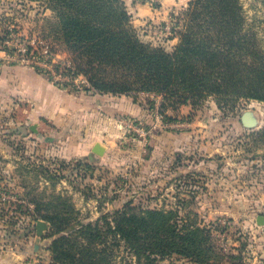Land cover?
I'll list each match as a JSON object with an SVG mask.
<instances>
[{
	"label": "rangeland",
	"instance_id": "1",
	"mask_svg": "<svg viewBox=\"0 0 264 264\" xmlns=\"http://www.w3.org/2000/svg\"><path fill=\"white\" fill-rule=\"evenodd\" d=\"M189 1L125 3L140 37L172 51L179 42L173 29L184 27L174 15ZM237 1L242 33L256 34L252 52H259L240 57L263 64L264 0ZM55 20L45 0H0V264H51L52 242L68 232L54 225L95 222L127 204L136 212L165 211L182 235L179 243L170 235L175 248L168 255L152 263L142 257L141 264H264V101L220 106L208 96L194 107L166 102L161 109V94L140 91L128 95L139 113L126 114L113 101L118 95L60 83L56 59L65 53L38 44L57 45ZM39 79L75 99L69 128L38 112ZM247 110L258 119L254 127L242 124ZM81 143L89 145L85 154L66 156V147ZM115 241L111 264H139Z\"/></svg>",
	"mask_w": 264,
	"mask_h": 264
},
{
	"label": "trees",
	"instance_id": "2",
	"mask_svg": "<svg viewBox=\"0 0 264 264\" xmlns=\"http://www.w3.org/2000/svg\"><path fill=\"white\" fill-rule=\"evenodd\" d=\"M45 1L56 11L51 33L57 45L38 44L46 53L57 56L58 48L65 53L56 59V69L63 76L60 83L73 90L157 93L164 99L161 109L166 102L194 107L208 96L220 106L235 105L245 97L264 101V63L249 65L240 57L242 51L254 58L259 52H252L256 34L242 33L244 17L237 0H190L187 9L174 15L175 24L184 27L173 29L179 42L172 51L140 37L125 0ZM137 210L127 204L80 226L67 220L56 226L53 221L68 232L52 242L51 264H111L107 254L113 248L112 236L139 264L142 257L150 263L165 257L175 248L170 235L176 243L182 239L177 226L163 210Z\"/></svg>",
	"mask_w": 264,
	"mask_h": 264
},
{
	"label": "crops",
	"instance_id": "3",
	"mask_svg": "<svg viewBox=\"0 0 264 264\" xmlns=\"http://www.w3.org/2000/svg\"><path fill=\"white\" fill-rule=\"evenodd\" d=\"M33 91L37 94L36 99H34L37 100V105L40 109L38 112L44 115V117L49 118L54 124H56L57 127L61 124L62 129L65 128L67 124V127L69 128L70 124L74 123V111L76 110L75 99H70L71 95L69 93L64 95L59 89H56L53 85H51V83L45 81L44 79H39V84L34 85ZM105 95L106 94L99 96ZM103 99L105 100L104 97ZM113 101L116 102L119 106L118 108L123 110L126 114L137 115L139 113V107L134 104L132 97L128 95L122 94L121 96H114ZM70 114H73V122L70 121ZM88 150L89 145H85L83 143H81L78 147L75 145H69L65 148V154L69 157H81Z\"/></svg>",
	"mask_w": 264,
	"mask_h": 264
},
{
	"label": "water",
	"instance_id": "4",
	"mask_svg": "<svg viewBox=\"0 0 264 264\" xmlns=\"http://www.w3.org/2000/svg\"><path fill=\"white\" fill-rule=\"evenodd\" d=\"M241 121H242V124L245 126V127H254L258 124V119L256 117L255 114H253V112L247 110V111H244L241 115ZM93 150L97 153H102L103 152V149L102 147L99 145V144H96L94 147H93ZM258 220L260 223H263L264 224V216L260 215L258 217ZM43 228V223L42 222H38V230L41 231Z\"/></svg>",
	"mask_w": 264,
	"mask_h": 264
}]
</instances>
